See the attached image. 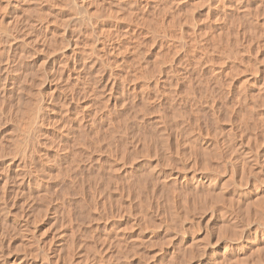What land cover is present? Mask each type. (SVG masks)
Wrapping results in <instances>:
<instances>
[{
	"label": "rangeland",
	"instance_id": "obj_1",
	"mask_svg": "<svg viewBox=\"0 0 264 264\" xmlns=\"http://www.w3.org/2000/svg\"><path fill=\"white\" fill-rule=\"evenodd\" d=\"M34 1L0 0V264H264V0Z\"/></svg>",
	"mask_w": 264,
	"mask_h": 264
},
{
	"label": "bare ground",
	"instance_id": "obj_2",
	"mask_svg": "<svg viewBox=\"0 0 264 264\" xmlns=\"http://www.w3.org/2000/svg\"><path fill=\"white\" fill-rule=\"evenodd\" d=\"M30 1H31V0H30ZM32 1H33V0H32ZM35 1H37V0H35ZM35 1H34V2H35ZM38 1H39V0H38ZM70 1H71V0H70ZM75 1H76V0H75ZM84 1H85V0H84ZM84 1L80 2V3L77 4L75 7H73L74 9L72 8V6H69V7L72 8V10H71V12H69L68 15L66 14V16H68V18H70V19H73V21H74V20L79 21V23H80V20H83L84 18L87 19V20L90 19V18H93L94 16L92 15V13L89 12V10H88L89 13H88L87 11H85V10L89 7V6H88L89 4H85ZM108 1H109V0H108ZM124 1H125V0H124ZM28 2H29V1H28ZM65 2H66V1H65ZM146 2H147V1H146ZM223 2H224V1H223ZM48 3H49V2H48ZM56 3H57V2H56ZM67 3H69V2H67ZM88 3H89V2H88ZM143 3H144V2H143ZM147 3H148V2H147ZM24 4H26V3H24ZM36 4H37V3H36ZM39 4H40V3H39ZM64 4H65V3H64ZM93 4H94V3H93ZM135 4H136V3H135ZM150 4H151V3H150ZM154 4H155V3H154ZM221 4H222V3H221ZM5 5H6V4H5ZM70 5H73V3H70ZM98 5H99V4H97L96 6L98 7ZM100 5H101V4H100ZM137 5H138V4H137ZM146 5H147V4H146ZM2 6H3V5H2ZM16 6H17V5H16ZM27 6H28V5H27ZM35 6H36V5H35ZM56 6L59 7V5H56ZM67 6H68V5H67ZM86 6H88V7L85 8ZM219 6H220V5H219ZM32 7H33V6H32ZM60 7H62V5H61ZM106 7H107V6H106ZM129 7H130V6H129ZM138 7H139V6H138ZM140 7H141V5H140ZM215 7H216V6H215ZM16 8H17V7H16ZM25 8H26V7H25ZM35 8H36V7H35ZM66 8H67V7H66ZM103 8H104V7H103ZM142 8H143V7H142ZM142 8H141V10H142ZM151 8H152V7H151ZM5 9H6V8H5ZM20 9H21V8H20ZM22 9H24V6H23ZM30 9H31V7H30ZM32 9H34V8H32ZM32 9H31V11H32ZM38 9H40V8H38ZM59 9H60V8H59ZM69 9H70V8H69ZM69 9H68V11H70ZM89 9H90V7H89ZM96 9H97V8H96ZM128 9H129V8H128ZM24 10H25V9H24ZM27 10H28V8H27ZM36 10H37V9H34V11H33L32 13H36V12H35ZM41 10H42V9H41ZM46 10H47V9H46ZM101 10H102V9H101ZM111 10H112V9H111ZM141 10H140V11H141ZM147 10H148V9H147ZM150 10H151V9H150ZM152 10H153V9H152ZM29 11H30V10H28V12H29ZM37 11H38V10H37ZM43 11H44V10H43ZM47 11H48V10H47ZM68 11H67V12H68ZM97 11H98V10H97ZM117 11H118V10H117ZM117 11H115V12H117ZM119 11H120V10H119ZM142 11H143V10H142ZM26 12H27V11H26ZM38 12H39V11H38ZM62 12H63V11H62ZM98 12H99V11H98ZM104 12H105V11H104ZM145 12H146V11H145ZM4 13H5V12H4ZM58 13H59V12H58ZM93 13H95V12H93ZM112 13H113V12H112ZM143 13H144V12H143ZM7 14H8V13H7ZM27 14H30V13H27ZM38 14H39V13H38ZM38 14H37V15H38ZM99 14H101V13H99ZM114 14H115V13H114ZM130 14L132 15V13H130ZM130 14H129V15H130ZM139 14H140V16H141V13H139ZM150 14H151V13H150ZM30 15H31V14H30ZM30 15H29V16H30ZM34 15H36V14H34ZM52 15H53V14H52ZM61 15H62V14H61ZM95 15H96V14H95ZM103 15H104V13H103ZM122 15H123V14H122ZM129 15H128V16H129ZM147 15H148V13H147ZM26 16H27V15H26ZM45 16H46V15H45ZM91 16H93V17H91ZM97 16H98V15H97ZM120 16H121V15H120ZM124 16H125V15H124ZM126 16H127V14H126ZM145 16H146V15H145ZM62 17H63V16H62ZM100 17H105V16H101V15H100ZM108 17H109V14H108ZM113 17H114V16H113ZM129 17H130V16H129ZM141 17H142V16H141ZM141 17H140V19H141ZM152 17H153V16H152ZM20 18H21V17H20ZM24 18H25V17H24ZM27 18H28V17H27ZM66 18H67V17H66ZM68 18H67V20H68ZM110 18H111V17H110ZM119 18H121V17H119ZM132 18H134V17L132 16ZM138 18H139V17H138ZM138 18H137V19H138ZM143 18H144V17H143ZM149 18H150V17H149ZM25 19H26V18H25ZM45 19H46V18H45ZM85 19H84V20H85ZM98 19H100V18H98ZM104 19H105V18H104ZM123 19H124V17H123ZM140 19H139V20H140ZM145 19H146V18H145ZM151 19H153V18H151ZM151 19H150V20H151ZM27 20H28V19H27ZM40 20H41V19H40ZM59 20H60V19H59ZM67 20H66V21H67ZM93 20H94V19H93ZM100 20H101V19H100ZM100 20H99V21H100ZM112 20L114 21V19H112ZM126 20H127V19H126ZM130 20H131V18H130ZM130 20H128V21L130 22ZM132 20H133V19H132ZM143 20H144V19H141V21H143ZM145 21H146V20H145ZM35 22H36V21H35ZM61 22H62V21H61ZM71 22H72V21H71ZM82 22H83V21H81V23H82ZM86 22H87V21H86ZM93 22H95V21H93ZM110 22H111V21H110ZM115 22H116V21H115ZM131 22H132V21H131ZM135 22H136V21H135ZM147 22H148V21H147ZM171 22H172V21H171ZM8 23H9V22H8ZM102 23H103V22H102ZM5 24H6V23H5ZM29 24H30V23H29ZM70 24H71V23H70ZM84 24H85V22H84ZM134 24H135V23H134ZM10 25H11V24H10ZM73 25H74V24H73ZM77 25H79V24H77ZM77 25H76V26H77ZM94 25H95V24H94ZM139 25H140V24H139ZM152 25H153V24H152ZM3 26H4V25H3ZM88 26H90V25L88 24ZM116 26H117V25H116ZM116 26H115V27H116ZM9 27H10V26H9ZM22 27H23V26H22ZM67 27H68V26H67ZM93 27H94V26H93ZM96 27H97V24H96ZM96 27H95V28H96ZM113 27H114V26H113ZM4 28H5V27H4ZM86 28H87V27H86ZM105 28H106V27H104L103 29H105ZM12 29H13V28H12ZM20 29H21V28H20ZM88 29H89V28H88ZM90 29H91V28H90ZM103 29H102V30H103ZM110 29H112V28H110ZM115 29H116V28H115ZM115 29H114L113 31H115ZM147 29H148V28H147ZM4 30H5V29H4ZM9 30H11V29L9 28ZM79 30H80V29H79ZM94 30H96V29H94ZM94 30H93V31H94ZM130 30H131V29H130ZM77 31H78V30H77ZM87 31H88V30H87ZM117 31H118V30H117ZM125 31H126V30H125ZM147 31H148V30H147ZM5 32H6V31H5ZM81 32H82V31H81ZM100 32H101V30H100ZM103 32H104V30H103ZM126 32H127V31H126ZM126 32H125V33H126ZM132 32H133V31H132ZM8 33H9V32H8ZM14 33H15V32H14ZM84 33H85V32H84ZM93 33H94V32H93ZM101 33H102V32H101ZM115 33H116V31H115ZM115 33H114V34H115ZM128 33H129V32H128ZM1 34H2V33H1ZM99 34H100V33H99ZM111 34H112V33H111ZM119 34H120V33H119ZM119 34H118V35H119ZM149 34H150V33H149ZM89 35H90V34H89ZM89 35H88V36H89ZM95 35H96V33H95ZM107 35H108V34H107ZM130 35H131V33H130ZM153 35H154V34H153ZM8 36H9V35H8ZM93 36H94V35H93ZM96 36H97V35H96ZM98 36H99V35H98ZM102 36H104V35H102ZM112 36H113V35H112ZM115 36H117V35H115ZM115 36H114V37H115ZM121 36H122V35H121ZM127 36H128V35H127ZM84 37H85V36H84ZM106 37H108V36H106ZM109 37H110V36H109ZM130 37H131V36H130ZM50 38H51V37H50ZM50 38H49V39H50ZM96 38H98V37H96ZM112 38H113V37H112ZM154 38H155V37H154ZM71 39H72V38H71ZM84 39H85V38H84ZM98 39L101 40V39H103V37H102V38L100 37V38H98ZM113 39H114V38H113ZM113 39H112V40H113ZM137 39H138V38H137ZM5 40H6V39H5ZM104 40H105V38H104ZM106 40H107V39H106ZM127 40H128V39H127ZM98 41H99V40H98ZM119 41H120V40H119ZM72 42H73V41H72ZM138 42H139V41H138ZM7 43H8V42H7ZM42 43H43V42H42ZM90 43H91V42H90ZM94 43H95V42H94ZM98 43H100V41H99ZM104 43H105V41H104ZM104 43H103V44H104ZM76 44H77V43H76ZM87 44H88V42H87ZM103 44H102V42H101L100 50H103V49H102V47H103L102 45H103ZM138 44H139V43H138ZM153 44H154V43H153ZM105 45H106V43H105ZM105 45H104V47H105ZM117 45H118V44H117ZM166 45H167V43H166ZM93 46H94V45H93ZM202 46H203V45H202ZM78 47H79V46H78ZM82 47H83V45H82ZM85 47H86V45H85ZM104 47H103V48H104ZM154 47H155V46H154ZM89 48H90V47H89ZM107 48H108V47H107ZM124 48H125V47H124ZM126 48H127V47H126ZM80 49H81V48H80ZM104 49H106V47H105ZM118 49H119V48H118ZM122 49H123V48H122ZM120 50H121V49H120ZM123 50H124V49H123ZM186 50H187V49H186ZM71 51H72V50H71ZM82 51H84V50H82ZM88 51H89V50H88ZM114 51H115V49H114ZM80 52H81V51H80ZM85 52H86V51H85ZM85 52H84V53H85ZM89 52H90V51H89ZM89 52H88V53H89ZM92 52H93V51H92ZM98 52H99V51H98ZM104 52H105V51H104ZM106 52H107V51H106ZM96 53H97V52H96ZM102 53H103V51H102ZM109 53H111V52H109ZM116 53H117V52H116ZM119 53H120V52H119ZM91 54H92V53H91ZM93 54H95V53H93ZM93 54H92V55H93ZM97 55H98V54H97ZM97 55H96V56H97ZM99 55H100V54H99ZM120 55H121V54H120ZM101 56H102V55H101ZM103 56H104V55H103ZM105 56H106V55H105ZM205 57H206V56H205ZM87 59H88V58H87ZM92 59H93V58H92ZM105 59H106V58H105ZM100 60H101V59H100ZM106 61H107V60H106ZM108 61H110V60H108ZM124 62H125V61H124ZM108 63H109V62H108ZM225 64H226V63H225ZM219 66H220V65H219ZM62 69H63V68H62ZM263 80H264V79H263ZM111 84H112V83H111ZM244 95H245V93H244ZM63 100H64V99H63ZM46 102H47V101H46ZM42 112H43V111H42ZM38 113H39V112H38ZM23 114H24V112H23ZM21 117H22V115H21ZM38 117H39V116H38ZM29 118H30V117H29ZM77 119H78V118H77ZM40 120H41V118H40ZM31 122H32V121H31ZM39 122H40V121H39ZM26 123H27V122H26ZM29 124H30V123H29ZM26 125L28 126V124H26ZM30 125H31V124H30ZM30 125H29V126H30ZM38 125H39V124H38ZM27 126H26V128H28ZM23 128H24V127H23ZM24 130H25V128H24ZM17 131H18V130H17ZM26 131H27V130H26ZM16 146H18V149H19V146H20L19 143L16 144ZM28 146H29V145H28ZM14 147H15V146H14ZM21 147H22V146H21ZM21 147H20V148H21ZM25 147H26V146H25ZM30 148H31V147H30ZM16 149H17V148H16ZM22 149H23V148H22ZM16 152H17V151H16ZM29 152H30V151H29ZM25 154H26V153H25ZM117 168H118V167H117ZM114 170H115V169H114ZM201 181H202V180H201ZM208 182H209V181H208ZM29 183H30V182H29ZM209 183H210V182H209ZM201 184H202V183H201ZM208 185H209V184H208ZM263 199H264V198H263ZM261 201H262V199H261ZM261 201H260V202H261ZM257 202H258V201H257ZM263 202H264V201H263ZM255 203H256V201H255ZM208 204H209V203H208ZM258 204H259V202H258ZM262 205H263V204H262ZM213 207H214V206H213ZM260 209H261V208H260ZM262 209H263V208H262ZM263 210H264V209H263ZM229 225H230V224H229ZM223 226H224V225H223ZM228 228H229V227H228ZM242 228H243V227H242ZM254 228H255V227H254ZM256 228H257V227H256ZM207 229H208V228H207ZM222 229H223V228H222ZM243 229H244V228H243ZM259 229H260V228H259ZM231 231H234V230H231ZM242 231H243V230H242ZM207 233H208V232H207ZM221 233H222V232H221ZM221 233H220V234H221ZM254 233H255V232H254ZM254 233H253V234H254ZM220 234H219V235H220ZM228 234H229V233H228ZM233 234H234V233H233ZM237 234H238V233H237ZM240 234H241V233H240ZM230 235H231V234H230ZM253 236H254V235H253ZM232 237H233V236H232ZM244 237H245V235H244ZM109 238H110V237H109ZM227 238H228V237H227ZM246 238H247V237H246ZM229 240H230V239H229ZM232 241H233V239H232ZM261 244H262V243H261ZM197 247H198V246H197ZM225 247H227V246H225ZM225 247H224V248H225ZM239 247H240V246H239ZM246 247H247V246H246ZM262 247H264V246H262ZM236 248H237V247H236ZM225 249H226V248H225ZM225 249H224V250H225ZM244 249H245V248H244ZM255 249H256V248H255ZM257 250H258V249H257ZM119 251H120V250H119ZM107 252H108V251H107ZM191 252H192V251H191ZM224 252H225V251H224ZM224 252H223V253H224ZM119 253H120V252H119ZM109 254H110V253H109ZM109 254H108V256H110ZM111 254H113V253H111ZM117 254H118V253H117ZM117 254H116V255H117ZM121 255H122V254H121ZM180 255H181V254H180ZM189 255H191V254H189ZM258 255H259V254H258ZM111 256H112V255H111ZM111 256H110V257H111ZM114 256H115V255H114ZM123 256H124V255H123ZM222 256H223V255H222ZM228 256H229V255H228ZM243 256H244V255H243ZM117 257H118V256H117ZM125 257H126V256H125ZM125 257H124V259H125ZM183 257H184V256H183ZM234 257H235V256H234ZM108 258H109V257H108ZM184 258H185V257H184ZM226 258H227V257H226ZM244 258H245V257H244ZM104 259H105V258H104ZM120 259H122V258H120ZM173 259H174V258H173ZM178 259H180V258H178ZM109 260H110V259H109ZM127 260H128V259H127ZM185 260H186V259H185ZM111 261L113 262V259H111ZM121 261H122V260H121ZM212 261H213V260H212ZM226 261H227V260H226ZM241 261H242V260H241ZM101 262H102V261H101ZM106 262H107V261H106ZM213 262H214V261H213ZM213 262H212V263H213ZM239 262H240V261H239ZM245 262H246V261H245ZM107 263H108V262H107ZM110 263H111V262H109V264H110ZM117 263H118V262H117ZM126 263H127V262H126ZM243 263H244V262H243ZM115 264H116V262H115ZM176 264H177V263H176Z\"/></svg>",
	"mask_w": 264,
	"mask_h": 264
}]
</instances>
